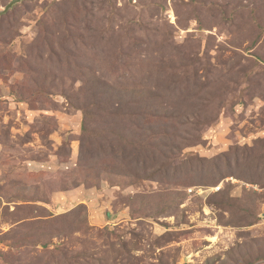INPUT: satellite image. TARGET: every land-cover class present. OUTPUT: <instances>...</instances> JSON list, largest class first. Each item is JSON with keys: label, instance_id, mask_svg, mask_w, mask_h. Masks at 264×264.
<instances>
[{"label": "rangeland", "instance_id": "374dc122", "mask_svg": "<svg viewBox=\"0 0 264 264\" xmlns=\"http://www.w3.org/2000/svg\"><path fill=\"white\" fill-rule=\"evenodd\" d=\"M11 1L0 264H264V0Z\"/></svg>", "mask_w": 264, "mask_h": 264}, {"label": "built area", "instance_id": "2783aa9c", "mask_svg": "<svg viewBox=\"0 0 264 264\" xmlns=\"http://www.w3.org/2000/svg\"><path fill=\"white\" fill-rule=\"evenodd\" d=\"M221 187L220 186H216V187H213L212 188V190L213 191H215V190H219ZM208 191V189L207 188H205V187H198L197 188V193H199V194H203V193H205V192H207Z\"/></svg>", "mask_w": 264, "mask_h": 264}, {"label": "water", "instance_id": "95a60500", "mask_svg": "<svg viewBox=\"0 0 264 264\" xmlns=\"http://www.w3.org/2000/svg\"><path fill=\"white\" fill-rule=\"evenodd\" d=\"M20 0H12L5 8V10H8L11 8L15 3L19 2Z\"/></svg>", "mask_w": 264, "mask_h": 264}, {"label": "clouds", "instance_id": "9594fccd", "mask_svg": "<svg viewBox=\"0 0 264 264\" xmlns=\"http://www.w3.org/2000/svg\"><path fill=\"white\" fill-rule=\"evenodd\" d=\"M216 186H220L221 187V185H215V186H212V187H216Z\"/></svg>", "mask_w": 264, "mask_h": 264}]
</instances>
